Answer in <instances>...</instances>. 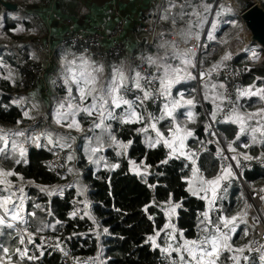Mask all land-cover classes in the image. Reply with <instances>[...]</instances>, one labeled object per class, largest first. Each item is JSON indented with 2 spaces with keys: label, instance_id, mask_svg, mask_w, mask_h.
Returning <instances> with one entry per match:
<instances>
[{
  "label": "snow or ice",
  "instance_id": "6c2138e0",
  "mask_svg": "<svg viewBox=\"0 0 264 264\" xmlns=\"http://www.w3.org/2000/svg\"><path fill=\"white\" fill-rule=\"evenodd\" d=\"M178 7L177 12V4L174 0H168L160 17L164 21L170 20L173 28L179 25L178 31H162L156 45L157 51L147 56L142 55L134 66L120 61L109 65L106 70L103 63L83 53L73 56L71 60L66 56L62 57L58 79L61 81L63 95L56 98L51 118L56 126L66 129L67 134L51 129L37 132L32 128L0 127V235L6 232L16 242L14 247L0 244V264H30L40 261L45 254V245L53 239L43 233L49 229L56 231L57 225L62 223L60 220L50 221L37 217L36 210L44 212L47 217L53 216L47 206L39 203L33 202V210L28 211L27 202L31 197L27 187L34 185L51 198L63 196L64 188L73 186H46L36 184L34 180H28L25 184V178L16 171L15 165L29 162L26 145L31 143L36 147L51 146L49 151L57 148L64 152V163L58 167L66 168V172L71 174L77 171L72 162L80 159L77 155L78 147H74L78 137L72 133H82L83 158L98 169L103 166L111 171L119 168L120 164L110 163L106 151L111 149L117 157H128V151L134 143L131 138L122 139L117 135L115 125L134 126L130 131L136 136H143V143L148 149H166L160 164L167 165L172 160L186 161L183 167L190 169V174L181 176L186 184V191L204 201V209L196 217L197 235L194 237L187 236L186 230L179 228L175 222L174 218L178 217L183 203L174 199L173 193H168L167 199L163 201L153 199L150 204L144 205L145 212L152 206L162 209L165 221L162 227L155 228L153 234L147 236L146 243L150 242L153 250L158 249L168 264H224L225 260L227 264H253L250 255L246 254L253 251L260 254V264H264V245L253 248L255 241L243 245L234 242L239 231H243L245 237L249 235L248 228L242 229L241 226L248 224L249 210L253 206L243 197V193L240 196L242 205L236 210L226 208L222 203V193H226L231 183L238 178L236 170L243 167L242 161L258 160L264 164V106L247 111L245 104L241 103L245 98L249 101L257 98L264 104V78H256V81H260L259 84L253 81L245 87H236L234 96L229 93L227 85L217 77L220 70L227 66L225 62L232 58V53L225 51L219 61L204 68V61L198 59L197 51L205 26L209 23L211 25L206 33L207 39L216 41L215 33L221 23V14L230 12L231 9L218 6L216 18L209 20L214 5L208 0H184ZM224 22L237 26L236 19ZM23 30L22 25L12 29L13 32ZM175 35L179 39L172 38ZM251 58L258 59L255 52ZM2 78L15 84L11 71ZM185 81H198L202 101L211 106L206 113L209 121L204 123L203 132L211 136L217 135L211 131L210 121H223L237 126L233 139L224 138L226 150L220 146L219 140L215 141L216 156L221 163L214 175H206L200 163L199 153L206 151L203 148L204 142L199 141V149H194L189 144L190 140L197 137L196 129L191 126L198 122L199 113L195 109L198 104L201 107L204 105L195 96L186 95L179 90ZM26 101V97H20L13 100V104L23 105ZM153 105L155 111L151 110ZM36 107V104H32L31 108L23 110V118L33 119L31 110ZM84 121H88L87 128L84 127ZM21 122L17 120L16 124ZM243 137H247L248 142L240 143ZM208 143L213 141L209 140ZM255 145L262 149L258 155L238 150L250 149ZM5 161L13 166L5 167ZM128 162L131 172L140 176L149 188H156L155 184L148 183L147 177L152 175V165L146 163V158L137 163L129 157ZM76 192L78 196L85 197L79 201L83 209H75L69 215L76 217L82 211L80 219L87 217L93 222L95 228L91 230L95 231L99 240L100 226L90 211L88 189L77 182ZM260 192L264 193V188ZM260 199L264 201V194L260 195ZM148 218L153 219L151 215ZM102 232L108 234L109 229L105 227ZM54 240L55 243L48 246L67 256L68 252L61 247V238L57 236ZM102 254L103 249L100 247L95 257L83 260L74 258V261L75 264H105L100 259Z\"/></svg>",
  "mask_w": 264,
  "mask_h": 264
},
{
  "label": "trees",
  "instance_id": "16d2710c",
  "mask_svg": "<svg viewBox=\"0 0 264 264\" xmlns=\"http://www.w3.org/2000/svg\"><path fill=\"white\" fill-rule=\"evenodd\" d=\"M14 1V0H6ZM264 8V0H260ZM19 6V4H18ZM245 5L241 2V7ZM19 8V7H18ZM8 10L0 0V56L6 54V62L10 64L12 69H16L19 77L15 78V84L2 77L5 75V70L0 69V127L8 128H23L29 125L30 119L23 118L22 105L13 104L16 96L23 91L30 89L31 75L26 69L31 56L23 49L18 47L15 54L9 55L7 45L4 44V39L15 37L12 29L16 28V15L18 10ZM37 21V20H36ZM38 22V21H37ZM32 23V22H30ZM32 24H35L34 22ZM228 27V26H227ZM221 33V32H220ZM231 34V33H230ZM228 34V36L230 35ZM146 39H142L140 45H144ZM249 46L257 47L255 43H250ZM206 53V52H205ZM243 74V84L249 85L256 81L257 77L264 78V59L261 62L254 63L246 58V53L236 56L233 60ZM3 68V66H2ZM258 84L260 81H256ZM183 92H188L194 96L191 89L184 88ZM241 103L245 104V110L252 111L255 108L262 107L257 98H252L250 101L245 98ZM207 110H210V104L204 103ZM155 106L151 110L155 111ZM196 111L199 113L198 122L193 126L196 129L197 137L194 146H200L199 141H204L203 125L207 121L203 107L197 105ZM22 122L17 125L16 121ZM88 124V121H84ZM48 125V119L46 126ZM218 127L222 130L224 137L231 140L237 126L223 121L217 122ZM116 134L122 139H133L134 143L128 151V157H117L111 149L106 151V156L110 163L118 162L119 168L107 170L103 166L99 169L95 165L88 164L86 159L81 157L77 163L81 166L83 185L87 187V199L91 201V214L96 218L99 224L101 235L97 240L95 225L87 217L80 219L81 214L77 217H71L69 213L72 210L73 200H81L76 194L75 188H64L63 196L47 197L41 193L34 185L27 187V192L31 199L27 202L28 211L31 212L32 203H39L42 206H47L53 216L47 217L44 212L36 210L37 217H42L50 221L60 220L62 223L57 225V230H47L44 235L50 234L53 237L61 238V247L69 251L74 258L81 260L88 257H95L97 251L102 247L103 254L100 259L105 261V264H163L164 257L159 250H153L150 242L146 243L147 236L153 234L154 229L162 227L165 218L161 208L152 206L148 212H145L144 205L150 204L153 199L163 201L167 199L168 193L174 194V199L183 203V208L179 210V215L176 217V223L179 228L186 230V235L189 237L196 236V217L200 211L204 209V201L197 197L191 196L186 191V184L181 179V176L190 174V169L184 168L186 161L172 160L167 165L159 163L164 159L166 149H148L143 143V136H136L130 131L134 126L115 125ZM248 142L247 137H243L240 143ZM226 145V141H225ZM240 151H250L253 155H258L262 150L259 145H255L250 149L238 148ZM53 152L48 151L44 147H31L27 152V164L15 165L16 171L21 173L27 184L28 180H34L36 184L46 186H65L69 175L63 178L65 168H61L60 175H55L48 163V159ZM202 169L206 175H214L219 169L220 160L208 151L199 154ZM140 163L146 158V163L151 164L150 169L152 175L148 176V183L155 184L156 188H149L140 176L129 170L128 158ZM5 167H12L10 162H4ZM183 169V171H182ZM243 179L250 184L253 189L264 188V165L254 164L252 167L242 171ZM14 180L16 178H13ZM242 187L237 179H235L228 187L227 192L223 193L224 206L236 210L242 205L240 200ZM245 198V197H244ZM85 199V198H83ZM82 205V204H81ZM83 206V205H82ZM119 209V211H117ZM153 217L150 220L148 217ZM38 223V221H36ZM35 225H33L34 227ZM107 227L108 234H104L102 229ZM246 227L242 225L243 229ZM251 233L245 237L243 231H239L234 240H239V243L245 244L249 242ZM15 240L10 238L5 232L0 235V244L5 246H15ZM37 254H39L37 252ZM258 261V260H257ZM257 261L254 264H257ZM30 264H36L30 262ZM37 264H61L60 255L51 253L45 248V254L40 258Z\"/></svg>",
  "mask_w": 264,
  "mask_h": 264
},
{
  "label": "crops",
  "instance_id": "0c3cea01",
  "mask_svg": "<svg viewBox=\"0 0 264 264\" xmlns=\"http://www.w3.org/2000/svg\"><path fill=\"white\" fill-rule=\"evenodd\" d=\"M156 1L157 0H58L56 4L58 17L55 18L52 17V15L51 16L47 15L46 9L41 4L42 0H14L11 2L16 3L17 8L19 7L14 14L16 15V19H17L16 25L17 26L22 25L24 30L13 32L15 37L4 39V44L7 45L8 48L23 47V49L31 56V58H33V54L35 55V58L33 59L36 63H41V61H43L45 57V53L43 51L33 49L29 45L21 44L20 42L22 40L33 36L42 37V36H46L47 34H50L52 37L56 38L58 37V35H61L67 28H73L79 31H90L93 29L94 26L99 24H101L105 28H109L114 23L115 20V17L111 14V7L113 4H116L121 9L126 20L125 35L128 38V42H129L128 50L136 51L141 56L142 55L147 56L149 53H155L157 51L156 45L160 40V33L162 31L172 33V32H177L179 28V25H177L176 28H173L170 20L164 21L159 19V28H160L159 35L155 38L153 43H149L147 41L143 31V24L148 18V15L153 9L154 5L156 4ZM174 2L177 4V8L175 9V11L178 12L179 11L178 6L181 3H184V0H174ZM208 2L213 3L214 5V9L212 14L209 16V20L216 18L215 11L219 10L218 6H223L224 8H230L231 11L222 12L221 24L218 26V29L215 33V35L217 36L216 41H210L207 39L206 33L207 30L210 29V24H207L205 26V31L202 34V36L204 35L205 41L207 43L213 44L216 50H215V55H212L209 52L205 51L206 53L204 52L200 56L199 59L204 61L203 67H208L212 63L219 61L220 58L225 53V51H230L232 53V58L230 59L232 61L236 56L243 53H246V58L249 59L247 57V53L249 54L251 50L247 52L242 49V45L250 44V43L247 44V40L249 39L241 36V32L243 30H246L245 26L243 25L242 19H241L242 22L241 28L236 30L230 24L224 22L230 19H234L237 14L239 15L240 14L239 10L240 9L242 10L246 6V0H235V4L233 6H225L220 3L216 5L215 3L216 0H208ZM241 2H243V4L245 5L244 7H241ZM167 4H168V0H164L163 8L160 12V17L163 14V10L167 6ZM30 22L32 23L34 22L35 24H32ZM228 34L230 35L228 36ZM176 36H177L176 38L174 37L172 38L179 39V36L178 35ZM142 39H146L144 45H140ZM223 41H227V42L225 43ZM82 53L88 57L93 58L97 62L103 63L105 65L106 70L109 65L119 63L120 61H123L126 65L129 66V61L126 55H118V56L105 55L102 51H92L86 53L84 51V48L80 44H77L75 46L65 45L58 47L53 55L51 68L47 70V75H46V83L49 88V92L47 93V95H50V97L47 98L46 97L47 95L46 94L44 95L42 90L38 86L34 87L33 85H31L28 91H23L16 96V100L19 99L20 97L27 98V101L22 105L24 110H27L29 105L32 104L37 105L35 109L31 110V116L39 113L46 114L48 119V125L46 126L47 129H51L54 130L55 132L67 134L66 129L59 128L54 124L51 118V112L55 106L56 98L63 95L61 81L58 79L61 71L62 57L66 56L67 59L71 60L73 56H79ZM208 53L209 56L207 55ZM17 77H19V75H17L16 78ZM217 79L222 81L219 75ZM53 81H55V83H53ZM186 87L191 89V92L194 93V96L196 97L197 101H200L201 103H203V105H205L204 104L205 102L202 101L201 88L198 81H185L183 83V87H181L179 90L182 91ZM193 89H195L196 91H193ZM33 94L35 95L33 96ZM186 95H190V94L186 92ZM191 126L194 127L193 125ZM84 127L87 128L88 124H84ZM72 135H76L78 137L76 145H74V147H78L77 155L79 156L80 154L81 157H83L82 145L84 141L82 139V136L84 134L73 132ZM195 142H196L195 140H190L189 141L190 147L192 148L197 147L196 145L194 146ZM77 161L72 162L73 166L77 169V171L69 174L66 172V168H65L66 174H68L71 177L75 175V179L72 184L73 186L68 187V189L70 188L76 189L77 185L75 181L80 180V182L83 183L81 178L83 172L81 170V166H79ZM68 184L69 183L66 182V185ZM79 197L85 198L84 196H79ZM243 197H245V199L249 203V199L244 192H243ZM174 219L176 222V218ZM246 227L248 228V231H250L248 224L246 225ZM238 241L239 240H234V242L237 245H243V243H239ZM160 242H162V238ZM246 243H248V241L245 242V244ZM246 254L249 255V253ZM226 255L227 254H225V256ZM222 260H224L223 257ZM224 264H227L226 260L224 261ZM257 264H260L259 260L257 261Z\"/></svg>",
  "mask_w": 264,
  "mask_h": 264
},
{
  "label": "built area",
  "instance_id": "2783aa9c",
  "mask_svg": "<svg viewBox=\"0 0 264 264\" xmlns=\"http://www.w3.org/2000/svg\"><path fill=\"white\" fill-rule=\"evenodd\" d=\"M58 0H42L41 4L46 9L47 15L57 18V4ZM163 2L164 0H157L156 4L154 5L153 9L148 15V18L143 24V31L144 35L149 43H153L155 38L160 33L159 28V19H160V12L163 8ZM217 4H222L225 6H233L235 4V0H216ZM111 14L115 17L114 23L109 27L105 28L101 24L96 25L93 27L90 31H79L77 29L73 28H67L61 35H58V37L54 38L50 34H47L46 36L42 37H28L22 40L20 43L29 45L33 49L43 51L45 53V57L41 63H36L35 61H32L36 64H32L30 61L27 64L26 69L29 71L31 75V82L32 85L38 86L43 94L47 95L49 92V88L46 83V75L47 70L51 68L53 55L56 51V49L60 46H75L77 44H80L82 47L89 49V50H96V51H102L105 55H126L127 59L129 61V66H134L140 61L141 55L136 51H129L128 50V38L125 35V24L126 20L125 17L121 11V9L116 5L113 4L111 7ZM241 36L244 38H248L247 30H243L241 32ZM176 38L177 36H173ZM200 47L197 51V57L198 59L200 56L205 52H209L214 48V45L211 43H207L205 41L204 35L201 36ZM250 41L247 40V44H249ZM248 57V53H247ZM217 60V59H216ZM226 67L222 68L220 70L219 76L220 79L227 85L228 92L235 94V88L241 87L243 84V74L241 70L234 65L232 61H226ZM207 68V67H204ZM47 98L50 97V95L46 96ZM153 105L152 107H154ZM31 108V105L28 106L27 109ZM205 115L207 118V121H209V117L207 116V109L204 106ZM227 111V109L225 110ZM33 119H30L29 125L26 127H23V129L32 128L34 131H41L46 128L47 123V116L44 113L35 114L32 116ZM212 124L211 131H214L217 133L215 136H211L208 133H204V144L203 148L206 149V151L212 153L213 156H216V148L217 144L215 143L216 140L220 141V146L224 147L226 150L225 145V137L222 133V130L218 127L216 121H210ZM211 140L213 143H208V141ZM44 143V141H41ZM27 148L36 147L35 145L29 143L26 145ZM49 147H44L49 151ZM201 147H195L194 149H199ZM53 154L48 159V163L51 167L52 172L57 175V173H60L61 168L58 167L61 163H64V156L65 153L60 151L57 148H53L52 151ZM204 151H200L202 153ZM199 153V154H200ZM229 155H231L229 153ZM234 164V162H232ZM254 164L257 165H264L261 164L258 160L254 161H242L243 167L241 169H237L236 171H240V176H238V181L242 187V191L247 195L249 199V204H251L253 207L249 210V217H248V225L249 228L252 231V235L249 241H255L253 244V248H259L261 245H264V201L260 199V195L264 194L260 192V189H252L249 187V183H247L243 177L241 176V172L244 169L252 167ZM18 182V181H17ZM73 206L72 210L75 209H81L82 205L79 203V200H73ZM81 214V211L78 212L77 216ZM76 216V217H77ZM196 235H197V229H196ZM45 236L53 238L48 241V244L55 243L54 237L50 234H46ZM48 244L45 245V248L50 250L51 253H57L60 255V262L61 264H75V261L71 255V253L67 250L68 255L65 256L62 252L59 250H54L53 248L49 247ZM250 258L253 262V264L259 260V253L253 251L249 254ZM37 264V262H35ZM163 264H168L166 260H164Z\"/></svg>",
  "mask_w": 264,
  "mask_h": 264
},
{
  "label": "water",
  "instance_id": "95a60500",
  "mask_svg": "<svg viewBox=\"0 0 264 264\" xmlns=\"http://www.w3.org/2000/svg\"><path fill=\"white\" fill-rule=\"evenodd\" d=\"M250 3L240 11L239 16L249 32L250 43H255L264 50V8L260 0ZM1 4L8 10L17 8V4L11 1L1 0Z\"/></svg>",
  "mask_w": 264,
  "mask_h": 264
},
{
  "label": "rangeland",
  "instance_id": "374dc122",
  "mask_svg": "<svg viewBox=\"0 0 264 264\" xmlns=\"http://www.w3.org/2000/svg\"><path fill=\"white\" fill-rule=\"evenodd\" d=\"M255 0H246V4H249L250 2H254ZM239 11H241V9L239 10ZM240 13V12H239ZM211 19V18H210ZM214 19V18H213ZM234 19H236L237 20V26H235L234 27V29L236 30V29H239V28H241V24H242V22H241V18L239 17V15L237 14L236 16H235V18ZM210 24V23H209ZM221 24V23H220ZM209 26V25H208ZM210 27H211V25H210ZM247 30V29H246ZM247 34L249 35V32H248V30H247ZM33 37H38V36H33ZM8 47V46H7ZM253 46H249V45H242V49L244 50V51H247V52H249L250 50H251V52L248 54V58L249 59H247V60H249V61H251V62H254V63H258V62H261L263 59H264V50L261 48V47H259L258 45H257V47H254V48H252ZM84 48V47H83ZM16 49H18V48H7V51H8V53H10L9 55H12V54H15V52H16ZM15 50V51H14ZM215 46H214V48L211 50V51H209V53L210 54H212V55H215ZM84 51L86 52V53H89V52H92V51H96V50H89V49H86V48H84ZM219 51H220V49H219ZM253 52H255L256 53V55H257V57H258V59H255V60H253L251 57H252V53ZM7 57L8 56H6V54H3L2 56H0V69H4L5 70V75H8V73H9V71H11V73L13 74V78L15 77L16 78V76L18 75V72H17V70L16 69H12L11 67V65L10 64H8L7 62H6V59H7ZM32 60H34L33 58H31ZM229 61H232V60H229ZM32 62V61H31ZM233 62V61H232ZM32 64L34 65V64H36V63H34V62H32ZM2 66H3V68H2ZM5 66H7V67H5ZM245 86H247V85H245V84H242L241 85V87H245ZM243 101V100H242ZM68 176V174H66V173H64V175H63V178H66ZM74 179H75V175L73 176V177H71V176H69V179L66 181L67 183H69V184H73V181H74ZM77 182H79V184L81 185H83V183L82 182H80V180H78V181H75V183H76V185H77ZM249 187L251 188V186H250V184H249ZM253 189V188H252ZM242 193H243V191H242ZM81 200H83V198H80ZM250 233H251V235H252V231H251V229H250ZM250 238H251V236H250ZM250 240V239H249Z\"/></svg>",
  "mask_w": 264,
  "mask_h": 264
},
{
  "label": "bare ground",
  "instance_id": "6f19581e",
  "mask_svg": "<svg viewBox=\"0 0 264 264\" xmlns=\"http://www.w3.org/2000/svg\"><path fill=\"white\" fill-rule=\"evenodd\" d=\"M250 4H251V3H250ZM246 6H247V4H246ZM246 6H245V7H246ZM248 6H249V5H248ZM245 7H244V8H245ZM244 8H243V9H244ZM243 9H242V10H243ZM241 53H242V52H241ZM207 55L209 56V53H208ZM210 58H211V57H210ZM154 109H155V108H154ZM214 157H216V158H218V159L220 160L219 157H217V156H214ZM220 163H221V161H220ZM237 173H238V176H240V171H237ZM241 176H242V172H241ZM237 180H238V178H237Z\"/></svg>",
  "mask_w": 264,
  "mask_h": 264
}]
</instances>
